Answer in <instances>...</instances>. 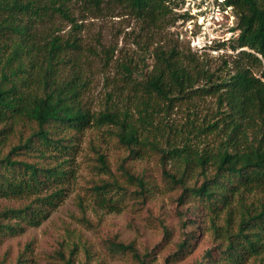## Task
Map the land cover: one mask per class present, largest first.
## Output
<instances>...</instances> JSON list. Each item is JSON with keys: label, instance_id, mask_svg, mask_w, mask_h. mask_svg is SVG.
Segmentation results:
<instances>
[{"label": "trees", "instance_id": "obj_1", "mask_svg": "<svg viewBox=\"0 0 264 264\" xmlns=\"http://www.w3.org/2000/svg\"><path fill=\"white\" fill-rule=\"evenodd\" d=\"M70 1L0 0V144L21 120L35 125L27 137L20 135L19 142L0 156V198L37 195V202L0 212V238L18 235L24 230L23 224L39 226L49 215L45 208L58 206L55 198L62 190L45 197L39 194L48 185L63 183L73 176L71 161L78 134L91 125H111L120 143L132 154L137 153L144 135L129 113L121 117L112 108L91 113L83 98L85 82L75 66L72 75L62 74L61 68L69 62L67 52L78 49L77 39L65 40L52 33L50 26L53 18L60 16L79 27ZM116 1L127 4L138 18L153 24L169 13L172 5L174 9L179 6L178 0ZM82 2L89 9L99 10L104 0ZM228 3L234 6L239 19L233 49L240 50L230 78L213 81L214 74L196 54L160 48L155 52V67L138 89V120L151 130L158 129L156 114L166 106L200 93L195 89L199 79L207 85L202 88L204 95L216 98V116L204 120L199 127L200 133L211 136L205 145H192L188 138L181 139L178 145L166 141L162 146L145 134L144 140L161 155L164 176L182 189L178 200L183 206L193 201L217 206L239 185L264 181V0ZM179 18L176 14L177 21ZM253 68H259L260 74L256 75ZM99 158L101 170L111 174L105 157ZM167 158L173 162L171 169L166 167ZM124 173L127 183L138 187L135 194L147 198L151 187L144 178L128 170ZM192 179H196L193 185ZM95 189L104 201L113 190L128 192L116 180H103ZM112 200V196L107 199ZM188 220L196 223L189 217ZM250 225L261 230L260 236L264 234V208L240 222L238 239H232L221 253L229 264H245L257 253L260 244L245 233ZM183 227L187 228L186 222ZM194 237V232H189L180 247L189 251V241ZM119 248L135 253L131 246L121 244ZM196 264H215L214 257L207 251Z\"/></svg>", "mask_w": 264, "mask_h": 264}, {"label": "rangeland", "instance_id": "obj_2", "mask_svg": "<svg viewBox=\"0 0 264 264\" xmlns=\"http://www.w3.org/2000/svg\"><path fill=\"white\" fill-rule=\"evenodd\" d=\"M70 4L79 27L60 16H55L50 26L52 33L65 40L77 39L78 49L67 52L69 62L61 68L62 74L72 75L75 66L85 82L83 98L91 113L111 108L121 117L129 113L144 135L136 147L137 153L132 154L120 143L111 125H91L78 134L71 161L73 176L63 183L48 185L39 194L45 197L62 190L55 198L58 206L45 208L49 215L39 226L23 224L24 230L18 235L0 238V264H167L168 259V264H196L207 251L215 264H229L221 253L232 239H238L242 219L264 208V181L239 185L217 206L197 201L179 204L182 189L164 176L161 155L144 140L145 134L162 146L166 141L178 145L181 139L188 138L192 145H205L211 136L200 133L199 127L204 120L216 116V98L204 95L202 88L207 85L199 79L195 89H200V93L166 106L156 114L158 129L151 130L138 120V89L155 67V52L160 48L196 54L214 74L213 81H225L235 73L240 52L233 49L236 38L218 45L224 49L222 53L199 54L180 38L174 5L153 24L138 18L127 4L116 0H104L99 10L89 9L82 0H71ZM253 71L260 74L259 68ZM34 127L25 120L18 122L3 137L0 156ZM100 155L108 162L111 174L101 170ZM166 161V167L171 169L173 162L169 158ZM126 170L144 178L151 187L147 198L135 194L138 187L127 183ZM103 180H116L128 192L113 190L104 201L95 189ZM195 181L192 179L191 185ZM111 196L113 200L107 201ZM36 199L37 195L0 198V212L22 208ZM188 217L196 223L190 224ZM185 222L187 228L183 227ZM191 231L195 237L189 241L187 251L180 245ZM260 232L251 225L245 230L260 244L245 264H264V234L260 236ZM121 244L131 246L137 256L132 250L120 249Z\"/></svg>", "mask_w": 264, "mask_h": 264}, {"label": "built area", "instance_id": "obj_3", "mask_svg": "<svg viewBox=\"0 0 264 264\" xmlns=\"http://www.w3.org/2000/svg\"><path fill=\"white\" fill-rule=\"evenodd\" d=\"M177 29L195 53H222L218 45L237 38V15L228 0H178Z\"/></svg>", "mask_w": 264, "mask_h": 264}]
</instances>
